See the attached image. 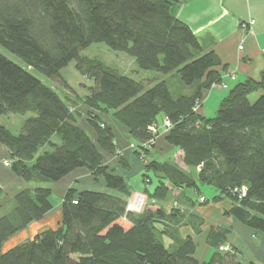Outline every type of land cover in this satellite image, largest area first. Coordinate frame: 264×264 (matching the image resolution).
Segmentation results:
<instances>
[{
    "label": "trees",
    "instance_id": "1",
    "mask_svg": "<svg viewBox=\"0 0 264 264\" xmlns=\"http://www.w3.org/2000/svg\"><path fill=\"white\" fill-rule=\"evenodd\" d=\"M176 1L0 0V47L27 66L0 52V119L34 115L19 135L0 123L9 168L26 183L56 184L80 169L102 181L92 190L69 189L55 228L10 247L13 237L54 211L53 190L39 185L1 204L0 188V264H200L194 239L180 232L193 224L184 203L178 198L170 212L159 205L174 190L197 191L198 200L186 199L191 207L229 199L228 215L264 233V72L232 88L214 118L200 115L205 93L222 86L229 66L175 16ZM99 44L133 58L140 72L178 74L189 93L174 95L167 79L140 82L83 55ZM70 66L87 81L84 96L64 77ZM31 70L54 81L64 97ZM161 115L171 123L166 143L183 152L184 166L198 170L197 177L172 162L148 159ZM111 121L139 143L134 154L144 164L141 193L150 201L140 213L127 210L134 196L128 180L104 163V153L118 150ZM119 158L129 172L130 164ZM203 186L217 196H200ZM228 232L210 234L216 251L202 264H242L230 246L220 251L228 246Z\"/></svg>",
    "mask_w": 264,
    "mask_h": 264
},
{
    "label": "crops",
    "instance_id": "2",
    "mask_svg": "<svg viewBox=\"0 0 264 264\" xmlns=\"http://www.w3.org/2000/svg\"><path fill=\"white\" fill-rule=\"evenodd\" d=\"M173 13L179 20L192 28L206 52H215L223 64L229 66L226 72H222V83L228 84L229 89L222 88L221 84L214 85L205 93L202 105L197 110L207 119L214 118L220 104L232 88L249 79L259 80L264 72V0H178L173 4ZM241 47H243L242 50ZM72 67L76 72L74 66ZM78 76L81 81L83 78L79 74ZM232 76L235 77V80L231 78ZM70 86L72 87V85ZM111 123L116 135L118 150L115 155L104 153V163L116 170L119 175L124 176L136 195L143 189L142 180L141 182H131L132 179H137V176H143L144 164L134 154L139 143L130 136L125 128L115 121H111ZM80 124L89 134L93 133L86 121L81 120ZM166 134L164 123L161 126L159 124V136L148 159L162 163L172 162L197 177L198 170L183 166V152L166 143ZM178 155L181 157L182 163H178ZM119 156L130 164L129 172L122 169ZM7 159V151L0 145V161ZM97 183L98 181H95L88 170L80 169L59 183L49 184L47 187L61 198L60 205L57 207L53 205L54 211L49 216L40 222L33 223L25 231L17 234L7 243L6 247L32 238L46 229L55 228L61 219V207L67 191L71 188L96 189ZM39 185L43 184L26 183L10 168L0 166V188L3 190L1 204L7 203L19 192ZM211 189L214 197L217 196V192L213 188ZM197 195L195 190H187L184 195L181 191L174 190L169 201L159 204L166 212L172 210L178 198L181 203L185 204H183V210L189 213L187 220L192 222L197 229L193 228V224L183 225L180 232L184 238L192 237L194 239L197 246L196 260L200 264L209 261L216 251L208 243L210 234L228 230L226 244L237 252L242 264H264V233L255 231L228 215L232 208L229 199L219 200L208 205H200L197 202L194 207H191V203L188 204L186 199L198 200L197 197L194 198ZM200 196H206L202 189ZM206 197L209 199L208 196Z\"/></svg>",
    "mask_w": 264,
    "mask_h": 264
},
{
    "label": "rangeland",
    "instance_id": "3",
    "mask_svg": "<svg viewBox=\"0 0 264 264\" xmlns=\"http://www.w3.org/2000/svg\"><path fill=\"white\" fill-rule=\"evenodd\" d=\"M0 52L2 54H4L8 59H10L11 61L21 65L24 68H27V66L16 56H14L13 54L9 53L8 51L2 49L0 47ZM83 55L85 57H88L90 59L93 60H99L102 61L104 64H106L107 66H109L110 68L119 71L121 74L126 75L128 77H131L137 81L143 82L144 80H150L153 82L156 81H162L167 79L170 90L172 91V93L174 95H181V94H186L189 93V87L185 86L179 75L178 74H174V75H170V76H162L159 75L157 73H151V72H140L137 69V65L135 63V60L129 56H127L126 54H122V53H116L113 52L112 50H110L107 46L103 45V44H99V45H93L91 48H89L88 50H86ZM73 67L70 66L66 72H65V77L67 78V81L70 85H72L73 89L79 94L84 96V90H83V86L87 85V81L85 79H82L81 81L79 80V76L78 73H76L74 71V69H72ZM31 72L37 77L39 78L42 82H44L46 85L50 86V87H54L55 89H57V91L60 93V95L62 97H64V92L57 88L58 86L56 85V83L54 81H52L51 79H48L46 76L42 75L39 72H36L34 70H31ZM138 72V73H137ZM157 79V80H156ZM89 84V83H88ZM258 99V96H253V98L251 99L252 102H255ZM218 111V110H217ZM33 114H27L25 116H21V115H9V116H5L2 117L0 119V123L7 127L14 135H19L22 131V128L25 124V122L33 117ZM216 116V114H215ZM214 116V117H215ZM158 122L161 125H163L164 123V116H160L158 118ZM178 163H182L181 162V157L178 155ZM184 166V165H183ZM137 179H132L131 182H137L142 180V176H137ZM49 184H53V183H47V184H43L41 186H49ZM102 184L101 182L97 183V187H99V185ZM202 192L209 197V199H213L214 197V193L213 190L210 187L207 186H203L201 187ZM136 195H140V196H144V199L141 200V204L143 203V210L146 207L147 204H150V201L148 200V198L145 197L144 194L142 193H138ZM135 195L132 197V199H135ZM197 196H195L194 198H196ZM51 201L53 202V205H55V207H57L58 205H60V201L61 198L59 197V195L54 192L52 194L51 197ZM142 210V211H143ZM3 212V211H1ZM0 212V214H1Z\"/></svg>",
    "mask_w": 264,
    "mask_h": 264
},
{
    "label": "built area",
    "instance_id": "4",
    "mask_svg": "<svg viewBox=\"0 0 264 264\" xmlns=\"http://www.w3.org/2000/svg\"><path fill=\"white\" fill-rule=\"evenodd\" d=\"M254 24V23H252ZM241 50L243 49V47L240 48ZM233 80H235V77L232 76L231 77ZM222 88L224 89H229V86L225 83L222 84ZM165 128L166 130H169L171 128V123L167 120L165 121ZM150 131L157 136L158 134V129L156 126H152L150 127ZM0 166H3V167H6V168H9L10 167V162L8 160H2L0 161ZM243 195H246V192L245 190H243ZM135 199L133 200H130L129 201V204H128V207H127V210L129 212H134V213H140L142 212L143 210V203L141 204V200L144 199V196H140V195H135ZM201 202L204 203L206 202V200L203 198L201 199ZM231 250V248L229 246H223L220 251L221 252H229Z\"/></svg>",
    "mask_w": 264,
    "mask_h": 264
}]
</instances>
